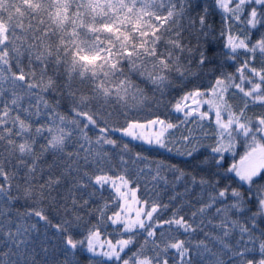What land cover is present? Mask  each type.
I'll return each instance as SVG.
<instances>
[{
    "label": "snow or ice",
    "instance_id": "obj_1",
    "mask_svg": "<svg viewBox=\"0 0 264 264\" xmlns=\"http://www.w3.org/2000/svg\"><path fill=\"white\" fill-rule=\"evenodd\" d=\"M141 84L182 87L187 135L113 123L147 100ZM117 132L189 167L126 158ZM129 163L154 188L171 174L169 203L138 196ZM0 243V264H264V0H0Z\"/></svg>",
    "mask_w": 264,
    "mask_h": 264
},
{
    "label": "trees",
    "instance_id": "obj_2",
    "mask_svg": "<svg viewBox=\"0 0 264 264\" xmlns=\"http://www.w3.org/2000/svg\"><path fill=\"white\" fill-rule=\"evenodd\" d=\"M217 23H219V18L217 17ZM212 49L209 53L210 56H214L215 59L213 61L212 66H215L216 64L224 63L223 59L217 55L218 52L223 50V42H216L212 44ZM223 71L225 72H233L235 71L234 67L228 66V64H225L223 67ZM138 79V78H137ZM208 83L207 78H203V84L206 86ZM141 87L144 88L145 94L147 96V100L137 108L129 109L128 114L125 116V114L121 111L119 114L113 115V123H120L123 124L125 120L129 121H137L139 123H148V121L156 119L157 117L160 119H165L168 121H171L174 124H179L180 127L178 129L173 130L176 137H180L181 134L187 135V129L194 127L191 124L184 125L181 124V121L184 119L182 113H177L174 111L173 106L177 99L183 94V89L180 85H175L173 87L167 88L164 90L163 93L159 91H155L151 85L145 86L144 84H141ZM191 85H189V88ZM49 99L54 101V97H49ZM60 111L66 115H70V105L67 101H63L60 104ZM257 112L260 111V109L256 110ZM251 115V113H249ZM204 123H207L205 121ZM199 131V130H197ZM92 134L91 132L89 133ZM114 136L124 143H128L130 145V151L128 153H125L126 158L134 157L137 152L141 153L143 156L147 157L149 160L152 161H168L171 163H175L180 168H187L189 167L187 164H185V158L174 155L172 153H169L163 149H160L158 147H150L148 145L138 143L135 141H132L126 137H122L120 133H114ZM123 147V143H121L120 148L115 149L114 151L117 153L112 159V165L118 166L120 164V157L119 153L121 148ZM207 151L209 155L210 149L202 150ZM231 162V157L228 159V163ZM143 165H132L129 163L127 166L128 172H127V178L134 181L135 183L132 186H138L139 191L137 193L138 196H142L144 198L148 197H154L155 193H159V199L162 203H169V197L173 194L172 189V182L174 180L173 176L171 174H168V180L169 184L165 186L162 182L159 184H156L155 188L153 187V182L151 181V178L148 176L147 172H145L144 175L140 176L137 175L139 173L140 167ZM227 166V165H226ZM117 171H122L120 168H116ZM214 170V168H213ZM204 173H201L203 175ZM221 174L223 175V170H221ZM222 184H230L232 186H235L233 184L232 179L225 178L222 181ZM176 191L183 192L184 186L183 182L176 184ZM112 196H115V193L112 192L111 188L105 187L103 190L97 189L95 192V195L90 200L89 207L86 211L91 212L93 209L102 206L106 201H110V198ZM85 198H88L85 196ZM110 214V213H109ZM171 215V208L164 213V217L167 218ZM87 219H90L93 223H96V217L95 213H93L91 216L86 217ZM112 229L111 226L103 229L102 239L110 238L109 233H111ZM77 238H81L79 235ZM0 247H3L2 243H0ZM88 254L86 252H82L78 258V264H88ZM170 264H173L171 261V255L169 257Z\"/></svg>",
    "mask_w": 264,
    "mask_h": 264
},
{
    "label": "rangeland",
    "instance_id": "obj_3",
    "mask_svg": "<svg viewBox=\"0 0 264 264\" xmlns=\"http://www.w3.org/2000/svg\"><path fill=\"white\" fill-rule=\"evenodd\" d=\"M143 124H147V123H143ZM126 138H128V139H130V140H131V138H129V137H126ZM132 141H134V140H132ZM135 142H138V143H142V144H144L143 142H141V141H138V140H136ZM145 145H147V144H145Z\"/></svg>",
    "mask_w": 264,
    "mask_h": 264
}]
</instances>
